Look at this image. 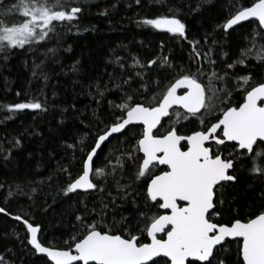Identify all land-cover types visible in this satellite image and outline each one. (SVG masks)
<instances>
[{
    "label": "snow or ice",
    "instance_id": "6c2138e0",
    "mask_svg": "<svg viewBox=\"0 0 264 264\" xmlns=\"http://www.w3.org/2000/svg\"><path fill=\"white\" fill-rule=\"evenodd\" d=\"M230 7L235 11L218 25L225 33L243 21H251L254 27L251 39L245 37L251 47L242 49L241 58L227 67L244 64L253 49L255 59L264 60V43L256 39L264 40V0H250L247 5L235 0ZM81 11L69 0H14L10 4L0 0V53L7 59L13 49L45 41L55 32L54 22H72ZM169 11L171 15L144 19L143 24L186 39L179 9ZM198 43L190 41L194 53L190 59L197 65L194 71L174 66L168 57L159 63L148 61L147 68L166 66L168 71L142 83L140 101L129 95L116 105L118 113L91 139L81 138V170L76 176L67 168L60 169L68 176L65 195L81 190L107 192L111 197L110 204L101 197L99 212L88 211L85 205V213L76 217L79 228L65 241L67 247L45 246L38 238L39 226L20 215L13 217L25 226L28 243L50 264H226L221 253L227 251L229 241L237 245L236 264H264V191L245 220L217 219L224 214L227 189L239 182L242 168L254 179H264V82H254L251 75L230 76L227 71L206 73L199 61H215L196 48ZM234 91L242 93V102L233 101ZM6 107L10 112L44 110L38 100ZM184 122L199 127L185 132L181 130L187 127ZM131 125L142 126L133 137L134 144H118L103 166H98L96 161L110 138L119 141L115 134L131 131ZM69 147L76 149V145ZM109 181L116 195L107 187ZM141 188L146 189L142 202L147 211L139 208L133 195H140ZM129 197L137 207L135 221L123 216L116 221L113 216L109 223L105 210L119 207L118 200L127 203ZM153 208L165 212L152 213ZM0 213L9 214L3 207ZM93 213L99 222L90 219ZM0 264L11 262L0 254Z\"/></svg>",
    "mask_w": 264,
    "mask_h": 264
},
{
    "label": "trees",
    "instance_id": "16d2710c",
    "mask_svg": "<svg viewBox=\"0 0 264 264\" xmlns=\"http://www.w3.org/2000/svg\"><path fill=\"white\" fill-rule=\"evenodd\" d=\"M13 2L5 0L6 4ZM69 2L82 8L76 20L54 22L55 32L48 39L24 49H13L7 59L0 53V207L9 213H0V254L11 264H50L47 258L38 257L28 243L25 226L12 217L20 215L39 226L40 240L45 246L64 248L65 241L79 228L76 217L85 213V205L88 211L95 208L99 212L101 197L110 204L107 192L77 191L65 195L63 188L68 176L60 169L67 168L76 176L81 170V138L91 139L118 113L116 105L124 103L129 95L140 101L142 83L168 71L166 66L153 65L149 69L148 61L155 59L159 63L168 57L174 66L191 67L194 71L197 65L190 59L194 56L190 41L195 40L199 41L196 48L215 61V64L199 61L206 73L227 71L230 76L251 75L254 82H264V60L255 59V49L244 64L227 67L241 58L242 49L251 47L249 40L254 27L251 21L227 33L218 27L235 11L230 7L235 0ZM249 2L242 0L244 5ZM170 9H179L177 15L186 25V39L143 24L144 19L171 15ZM256 39L264 43L260 37ZM49 49H54V53ZM232 83L236 81L233 79ZM241 98L240 91L233 92L234 102ZM35 100L44 105V110L10 112L6 107ZM184 123L187 127L181 130L185 132L199 127L198 123ZM131 129L118 135L119 141L110 139L111 143L99 154L98 166H103L105 157L118 144L121 147L134 144L133 137L142 127ZM166 129L167 125L160 129L161 134ZM69 145H76L75 151ZM239 177V182L227 189L224 214L217 218L222 222L245 220L259 205L264 179H254L243 168ZM107 187L116 195L111 181ZM145 191L141 188L140 195H133L140 202L139 208L147 211L142 202ZM131 199L127 203L118 200L119 207L105 210L109 223L113 216L116 221L122 216L129 222L135 221L137 207ZM155 212L161 210L153 208L152 213ZM90 219L99 222L100 218L93 213ZM236 249V243L229 241L227 251L221 253L226 264H236Z\"/></svg>",
    "mask_w": 264,
    "mask_h": 264
},
{
    "label": "water",
    "instance_id": "95a60500",
    "mask_svg": "<svg viewBox=\"0 0 264 264\" xmlns=\"http://www.w3.org/2000/svg\"><path fill=\"white\" fill-rule=\"evenodd\" d=\"M247 22H250V21H243V22H241L239 25H243L244 23H247ZM239 25H236V26H234V28H236L237 26H239ZM231 30V29H230ZM230 30H228V31H230ZM136 126H140V127H142L141 125H131V126H129V128H132V127H136ZM126 131V129L124 130V132ZM115 135H120V134H115ZM111 139V138H110ZM142 155V154H141ZM78 191H81V190H78ZM81 192H84V191H81ZM90 192H92V191H90ZM90 192H85V193H90ZM161 210H163V209H161ZM163 211H165V210H163ZM4 214V213H3ZM5 215V214H4ZM12 219H13V217H12ZM14 220V219H13ZM20 222V221H19ZM22 223V222H21ZM27 233V232H26ZM38 238L40 239V232L38 233ZM148 242H150V241H148ZM31 246V245H30ZM32 247V246H31ZM33 249V248H32ZM34 250V249H33ZM35 251V250H34ZM36 252V251H35ZM36 254L38 255V257H45V258H47L44 254H41V253H37L36 252ZM48 259V258H47Z\"/></svg>",
    "mask_w": 264,
    "mask_h": 264
},
{
    "label": "flooded vegetation",
    "instance_id": "af4514ba",
    "mask_svg": "<svg viewBox=\"0 0 264 264\" xmlns=\"http://www.w3.org/2000/svg\"><path fill=\"white\" fill-rule=\"evenodd\" d=\"M239 102H242V98L239 100H236L235 103H239ZM198 126V125H197ZM161 210V209H160ZM165 211L161 210V213H164Z\"/></svg>",
    "mask_w": 264,
    "mask_h": 264
},
{
    "label": "bare ground",
    "instance_id": "6f19581e",
    "mask_svg": "<svg viewBox=\"0 0 264 264\" xmlns=\"http://www.w3.org/2000/svg\"><path fill=\"white\" fill-rule=\"evenodd\" d=\"M67 22V21H66ZM65 23V22H64Z\"/></svg>",
    "mask_w": 264,
    "mask_h": 264
},
{
    "label": "rangeland",
    "instance_id": "374dc122",
    "mask_svg": "<svg viewBox=\"0 0 264 264\" xmlns=\"http://www.w3.org/2000/svg\"><path fill=\"white\" fill-rule=\"evenodd\" d=\"M19 19H20V17H19Z\"/></svg>",
    "mask_w": 264,
    "mask_h": 264
}]
</instances>
